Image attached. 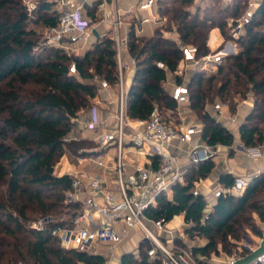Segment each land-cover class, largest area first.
<instances>
[{
	"label": "trees",
	"instance_id": "1",
	"mask_svg": "<svg viewBox=\"0 0 264 264\" xmlns=\"http://www.w3.org/2000/svg\"><path fill=\"white\" fill-rule=\"evenodd\" d=\"M248 1L209 0L203 8L196 0H157L154 9L166 21L161 20L151 35L137 34V19L133 18L127 44L136 71L127 96L129 116L147 118L154 106L162 113H176L178 103L165 88L167 72L156 61H163L174 72L183 59L182 46H196L197 57L212 52L208 38L218 28L225 41L235 43L236 52L214 64L217 70L207 77V69H198L188 81L177 75V83L188 85L189 102L201 120L203 139L212 146H232L234 134L205 109L206 103L224 102L235 113L239 100L252 92L254 105L240 125V138L246 147L264 145V0L238 37L228 24L229 19L244 13ZM97 6V2L86 6L87 14L96 20ZM58 20L59 13L50 1L38 0L30 17L24 0H0V182L6 185L0 194V264L105 263L101 255L64 248L51 235V228L75 224L80 205L67 201L72 179L68 174H56L55 165L66 151L85 148L88 140L65 142L64 137L73 128L71 118L90 108L91 100L98 97L97 85L89 80L99 75L112 87L118 83L117 50L113 36L108 35L98 36L81 59H73L61 48L41 46V35L33 25L52 27ZM174 28L179 41L166 34ZM213 168L212 159L191 166L184 182L173 185L171 196H159L156 208L149 211L165 222L183 214L187 235L206 241L191 247L197 264H212L205 259L219 253L220 244L229 253V239L240 238L237 232L242 224L261 234L258 222L244 215L248 210L264 222V173L251 178L242 195L222 194L212 211L203 214L206 199L195 190V182ZM221 179L227 188L235 182L232 175ZM33 213L52 215L55 220L47 230H35L26 225ZM120 264L163 261L149 260L142 251L139 257L132 252L123 254Z\"/></svg>",
	"mask_w": 264,
	"mask_h": 264
},
{
	"label": "built area",
	"instance_id": "2",
	"mask_svg": "<svg viewBox=\"0 0 264 264\" xmlns=\"http://www.w3.org/2000/svg\"><path fill=\"white\" fill-rule=\"evenodd\" d=\"M54 3L59 13L57 25L46 27L43 45L64 49L69 55L86 47L93 35L92 17L87 14L86 6L97 2L96 14L100 21H109L114 29L113 39L117 50L120 67L119 81L116 84L117 108L109 121L98 117L100 100L96 105L82 110L71 118L73 128L64 137L65 142L86 139L95 143L91 148H80L71 152L76 163L71 162L66 151L63 174L71 179V188L67 192V201L78 203L79 212L73 226L57 225L51 228V235L57 237L66 249L101 255L104 264H111L118 245L127 240L136 229L142 232V243L147 244L146 252L149 260L161 258L163 264H192L186 256L192 252L167 247L162 237L172 234L168 222L162 218H154L149 211L156 208L161 195L169 196L176 183L184 182V171L181 169L178 156L171 152L169 144L173 141L192 143L196 133L201 129L189 125L177 128L168 121L158 106H154L147 118H132L127 112L128 90L124 86L123 72L129 67L123 58L122 47H128L129 27L126 36L122 37L121 27L124 25L117 6L118 0H47ZM157 0H141L139 10H152ZM231 1V0H227ZM262 0H249L244 13L235 19H229L233 27V36L238 37L251 22L255 10ZM38 1L24 0L30 17ZM159 14L142 18L141 22L164 20ZM141 34L142 28L138 29ZM181 62H191L197 69H208L212 64L220 63L223 57L230 54V49L219 47L213 52L197 57V47L185 45L181 47ZM132 62L136 64L131 56ZM159 68L168 74L163 61H156ZM179 69V68H178ZM174 71L181 75V70ZM71 70L76 71L73 65ZM100 88L109 90L112 86L99 75H95ZM172 98L178 103L189 101V88L186 83H177L171 91ZM228 108L224 102L213 105L219 116ZM112 120V121H111ZM106 122V123H105ZM135 146L136 149L130 148ZM70 154V155H71ZM215 146L207 143L192 144L188 159L197 165L213 158ZM249 181L243 176H236L232 188L211 189L202 194L206 199L203 214L207 216L213 209L214 202L228 192L243 194ZM53 216L41 217L29 223L35 230H47L48 224L54 221ZM171 242L174 238L171 236ZM193 257V256H192ZM228 264H237L231 257ZM254 264H264V249L255 257Z\"/></svg>",
	"mask_w": 264,
	"mask_h": 264
},
{
	"label": "crops",
	"instance_id": "3",
	"mask_svg": "<svg viewBox=\"0 0 264 264\" xmlns=\"http://www.w3.org/2000/svg\"><path fill=\"white\" fill-rule=\"evenodd\" d=\"M141 0H118L117 6L119 8L120 14L122 16L124 25L120 29V33L122 37L125 38L126 36V28H128L131 24L128 20V15L131 13L133 18L137 19L135 23V30L137 34L139 28L143 29V32L140 35H151L145 33L144 34V24L146 23H156L157 26L160 24L159 21H150L146 23H142V18L152 17L154 14H158L155 9L152 10H139L138 5ZM227 1V0H225ZM148 11V16H143L141 12ZM111 24L109 21L103 22L99 21L98 24L95 26L92 25L93 35L91 36V40H96L97 36L94 34V30L99 33V36L106 35L108 30L111 28ZM174 40L179 41V34L175 31L174 35L171 36ZM227 46L231 53L236 52V45L231 40L224 39L223 35L221 34L218 28H214L211 30L209 38H208V45L212 51H215L219 47ZM124 48L129 52L128 47L126 44L123 45L122 50L124 52ZM130 57L131 54L129 53ZM124 58V57H123ZM132 60V58H131ZM182 65V66H181ZM184 66V68H183ZM178 70H181V75L185 76L184 78H191L192 75L198 70L196 66L191 62H181ZM190 68V69H189ZM134 71L132 72V77H130L128 81V85H126L125 76H124V86L129 91L131 84L133 82L134 74L136 71V64H134ZM190 70V73H189ZM125 73V71L123 72ZM177 73L175 72H168L166 81H168L169 89H167L170 93L173 89V86L177 84ZM166 84V83H165ZM100 100L99 112L98 117L100 119H109L111 115L115 112L117 108V91L115 87H112L109 90L101 88L96 97ZM96 100V99H94ZM216 101L215 103H218ZM214 105V104H213ZM213 105L211 108H207L209 112H211L217 120L223 123L226 127H228L234 134V143L232 146H225L218 144L215 146V154L212 158L214 161V168L208 174L207 177L202 178L195 182V190H197L201 194H206L211 189L221 188L224 190H228L225 184L222 182V177L227 175H232L234 178L236 176H243L247 178L250 182L251 178L258 176L264 173V145L255 146V147H246L243 145L241 138H240V125L245 119V117L251 112L253 105H254V97L253 93L248 95V97L242 100L238 106L235 113H232L228 110V108L224 111L222 116H219L217 112L213 109ZM177 116L170 117L169 121L173 123L177 128L183 129L189 125H196L198 128L202 129V123L199 119L197 113L193 110L190 102H185L178 104L177 108ZM106 123V122H105ZM206 143L203 139L202 133L198 132L194 135L192 143H186L182 141H173L169 144L170 150L172 153L178 156L179 164L181 169L186 173L188 169L193 166L188 159V152L192 146V144H204ZM64 171V170H63ZM58 175L63 174V172L57 173ZM232 188V187H230ZM172 192L169 196H171ZM235 194V193H234ZM242 195V194H236ZM217 200L214 202V204ZM256 221L258 222L261 228V234L257 235L253 233V237L255 239V245L245 254L239 256L237 260V264H254V259L256 255L264 249V222H261L258 215L256 214ZM188 224L184 221L183 214L176 215L174 218L168 222V227L171 228L172 234H168V246L174 245L176 238L185 239L186 227ZM138 236H135V235ZM142 232L136 229L130 237L125 240L122 244L118 245L115 251V256L111 260V264H120V260L123 254L134 252L136 248H139L140 244H142ZM171 236L174 238V242H171ZM136 237V239H135ZM197 239L200 237H196ZM206 241L203 239L200 244H193L191 246L196 245H203ZM231 256L223 254L219 257L215 258V262L212 264H228L229 259Z\"/></svg>",
	"mask_w": 264,
	"mask_h": 264
},
{
	"label": "rangeland",
	"instance_id": "4",
	"mask_svg": "<svg viewBox=\"0 0 264 264\" xmlns=\"http://www.w3.org/2000/svg\"><path fill=\"white\" fill-rule=\"evenodd\" d=\"M33 1H38V0H33ZM209 0H196V5H202V7L204 8L207 4H208ZM249 2V1H248ZM192 6L191 9L194 11L195 10V6ZM248 6V5H247ZM141 14L143 16H148L149 15V12L148 11H144V12H141ZM128 20L129 22H132L133 21V15L130 13L128 15ZM166 21V19H164ZM100 21V19L98 18L97 20L96 19H92V25H96L98 24ZM163 21V22H165ZM159 23H161V21H159ZM166 24L168 25L169 22L167 21ZM33 27L37 30V32L41 35V38H40V41H41V46H44L43 45V35H44V31H45V26H43L42 24H37V25H33ZM157 28V24L156 23H146L144 24V34L147 33V34H150L152 33L155 29ZM174 32H175V28L172 32H168L166 31V34L169 35V36H173L174 35ZM114 34V29L113 27H111L108 32L106 33V35L108 36H113ZM92 39V38H91ZM86 44V47L83 48V49H79L78 51H75V52H71L70 56H72L73 59H81L85 52L94 44V40H91ZM213 52V51H212ZM123 57H124V60L127 64H129V67L125 70V73L124 76H125V81H126V85H128V81L130 79V77H132V72L134 71V63L132 62L131 60V57L129 55V52L126 50V48H124V52H123ZM118 61V59H117ZM182 66V65H181ZM184 68V66H183ZM190 69V68H189ZM92 70V69H91ZM118 70H119V74H120V67H119V64H118ZM207 73L205 74V76L207 77L209 75L210 72H215L217 70V67H215L214 64L210 65L207 69ZM189 73H190V70H189ZM191 74V73H190ZM193 76V75H192ZM101 77V76H100ZM185 76H183L184 78ZM102 78V77H101ZM190 78H184L185 81H188ZM90 82L92 83H95L97 85V92L99 94V91H100V86H99V83L96 81L95 78L89 80ZM165 88L166 89H169V87H171V85H169L168 81L165 82ZM116 87V86H114ZM116 90V89H115ZM194 93H197V91H195ZM252 92H250L248 95H250ZM248 97V96H247ZM218 101V100H217ZM242 100H239V103L241 102ZM216 102V101H215ZM96 105V100L92 99L91 100V107L92 106H95ZM213 105V103H210V102H207L206 105H205V109H207L208 107L211 108V106ZM88 109V108H87ZM163 114L165 116H167L168 118L170 117H174V116H177V113H171L170 111H167V110H164L163 111ZM112 121V120H111ZM85 148H91V147H94L95 146V143L92 142V141H88L85 143ZM130 148L132 149H136L135 146H131ZM68 153V156L71 160V162L73 163H76L77 164V161L75 160L74 156L71 154V151L69 152H66ZM71 154V155H70ZM64 160H62V158L59 159V161L56 163L55 165V173H60V172H63L64 170ZM5 189H6V185L2 182H0V194L4 193L5 192ZM244 215L250 219V221H254L256 220V213L252 210H248L246 213H244ZM36 216H38L37 218H35ZM48 216H52V215H48ZM30 217L33 218L30 222L34 221V220H37L40 217V215L38 213H33V214H30ZM46 217V216H45ZM30 220V219H29ZM30 222H26V225L29 227V223ZM239 235H240V238L235 240V239H229L230 240V245H229V249L231 250L229 253L223 251L222 249V245L220 244L219 245V253L217 254H214L212 253L211 254V257H209L208 259H205L207 260L208 262L212 263V262H215V258L216 257H219L223 254H226L228 256H231V257H234L235 259H237L239 256L245 254L247 251H249L252 247H254L255 245V239L253 237V232L251 231V229L249 228V225L248 224H242L241 227H239L238 229V232H237ZM135 235V234H134ZM135 236H138V235H135ZM136 239V237H135ZM167 238H164L162 237L161 240L163 241V243L168 247V241L166 240ZM203 241V238H196V237H190L189 235H186L185 236V239H184V243H177V242H174V245H171L170 247H174V249H182L184 251H187L188 253L190 252L191 250V245L193 244H200V242ZM146 248H147V244L146 243H142L140 244L139 248H136V250H134V253L137 257L141 256V252L143 251L144 253H146ZM186 259L188 261H190L192 264H197V261L192 257V256H186ZM204 259V258H203ZM18 264H32V263H26V262H23V261H19Z\"/></svg>",
	"mask_w": 264,
	"mask_h": 264
},
{
	"label": "water",
	"instance_id": "5",
	"mask_svg": "<svg viewBox=\"0 0 264 264\" xmlns=\"http://www.w3.org/2000/svg\"><path fill=\"white\" fill-rule=\"evenodd\" d=\"M94 34L98 37L99 36V33L96 31V30H94Z\"/></svg>",
	"mask_w": 264,
	"mask_h": 264
}]
</instances>
